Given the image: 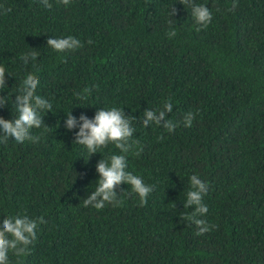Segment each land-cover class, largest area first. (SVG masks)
<instances>
[{
    "label": "trees",
    "instance_id": "16d2710c",
    "mask_svg": "<svg viewBox=\"0 0 264 264\" xmlns=\"http://www.w3.org/2000/svg\"><path fill=\"white\" fill-rule=\"evenodd\" d=\"M49 2L51 10L41 0H0V96L8 101L0 116L18 115L15 95L29 73L40 81L35 94L52 103L42 113L47 130L31 129L38 142L0 143V221L17 213L47 221L28 254L9 252L10 264H264V0H236L232 11L233 0H194L212 12L200 31L179 0ZM68 35L83 47L46 44ZM31 51L37 60L25 65L20 57ZM168 98L175 131L140 123ZM112 107L137 118L143 152L127 154V171L155 186L144 206L126 183L118 206L83 204L98 160L123 153L109 143L88 156L64 120ZM197 110L184 127V114ZM193 174L209 185L198 218L216 226L199 236L182 219L194 211L183 207Z\"/></svg>",
    "mask_w": 264,
    "mask_h": 264
},
{
    "label": "clouds",
    "instance_id": "9594fccd",
    "mask_svg": "<svg viewBox=\"0 0 264 264\" xmlns=\"http://www.w3.org/2000/svg\"><path fill=\"white\" fill-rule=\"evenodd\" d=\"M63 5H68L70 0H59ZM43 7L51 10L52 4L49 0H41ZM179 3L184 7L187 5L191 8L192 17L195 23L201 28H206L212 21V12L209 7L204 4H196L194 0H179ZM237 7L236 0H233L232 11ZM219 10V9H217ZM3 12H11V8H4ZM177 14V9L174 6L169 8V24L171 25L172 17ZM169 38L176 36L175 28H171L168 32ZM91 44L93 41L88 40ZM46 44L56 52L74 51L83 47L82 42L71 35L66 37H51L48 38ZM38 53L31 51L21 55V60L25 65L29 61L37 60ZM6 69L0 66V90L7 86ZM9 75V74H8ZM10 76V75H9ZM40 81L35 73L27 74L22 81V86L19 89L18 95H15L14 104L18 115L14 119H5L0 116V143H7L9 138L14 139L17 143H23L26 140L36 143L40 140V136L33 135L31 129L44 127L47 130L43 120V115L47 111L52 110V103L43 96L35 94ZM89 89H85L83 93H76L80 99H86ZM8 101L5 96H0V107L4 106ZM173 111L171 98L164 101L162 108L145 109L142 123L145 127L155 124L173 132L179 126L180 121L168 119V113ZM188 111L183 116V126L191 127L192 123L198 114ZM42 113H44L42 115ZM137 118L126 114L123 108L112 107L109 109L99 108L92 118L81 113L79 117L73 116L71 111L66 114L64 120V128L67 130L78 129L74 133V142L86 147L88 156L97 153L98 149L107 147L109 143L115 144L120 153L113 154L107 159L101 158L96 164V172L99 174L97 186L90 192L87 198L83 199L84 206H92L95 209H103L106 205L111 204L118 206L121 201L118 199L119 193L116 189L126 183L131 186L132 192L138 195L140 206L148 203V196L154 190V185H148L143 178L127 171V154L132 153L139 157L143 152V145L140 140L134 139L135 128L133 121ZM162 140L163 136L158 137ZM88 158V157H87ZM190 190L187 192L186 202L183 207H193L194 211L187 217L191 223L198 228L196 235H204L215 228V225H210L204 219L198 218L207 213V205L203 203V197L209 190L207 181H202L197 174H193L189 178ZM47 223L44 218H30L26 214L17 213L8 215L0 221V264H10L9 252H13L17 256L26 255L29 253V246L37 238L36 229L39 224Z\"/></svg>",
    "mask_w": 264,
    "mask_h": 264
}]
</instances>
